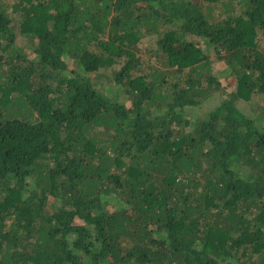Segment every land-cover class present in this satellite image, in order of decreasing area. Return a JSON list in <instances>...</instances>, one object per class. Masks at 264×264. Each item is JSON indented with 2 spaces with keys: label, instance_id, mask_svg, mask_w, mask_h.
Returning <instances> with one entry per match:
<instances>
[{
  "label": "trees",
  "instance_id": "16d2710c",
  "mask_svg": "<svg viewBox=\"0 0 264 264\" xmlns=\"http://www.w3.org/2000/svg\"><path fill=\"white\" fill-rule=\"evenodd\" d=\"M258 103L264 0H0V264H264Z\"/></svg>",
  "mask_w": 264,
  "mask_h": 264
},
{
  "label": "rangeland",
  "instance_id": "374dc122",
  "mask_svg": "<svg viewBox=\"0 0 264 264\" xmlns=\"http://www.w3.org/2000/svg\"><path fill=\"white\" fill-rule=\"evenodd\" d=\"M118 91H119V90H118ZM263 107H264L263 105H262V107H261L260 103H258V104H256V105H254V107L252 108V110H253V111L256 110V113H258V112H260L261 108H263Z\"/></svg>",
  "mask_w": 264,
  "mask_h": 264
}]
</instances>
